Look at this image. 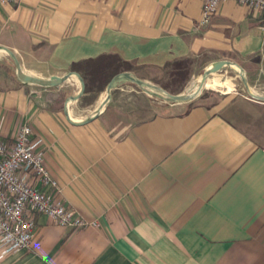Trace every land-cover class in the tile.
I'll use <instances>...</instances> for the list:
<instances>
[{
  "label": "crops",
  "instance_id": "1",
  "mask_svg": "<svg viewBox=\"0 0 264 264\" xmlns=\"http://www.w3.org/2000/svg\"><path fill=\"white\" fill-rule=\"evenodd\" d=\"M202 9V0H18L0 8V46L42 78L118 55L131 74L227 60L258 86L261 14L226 0L201 26ZM6 80L0 69V141L12 144L31 126L59 183L50 195L99 226L64 228L34 214L31 248L0 249V264H264V101L235 97L144 117L113 90L82 125L66 110L86 121L105 92L66 109L81 90L75 76L56 87Z\"/></svg>",
  "mask_w": 264,
  "mask_h": 264
},
{
  "label": "built area",
  "instance_id": "2",
  "mask_svg": "<svg viewBox=\"0 0 264 264\" xmlns=\"http://www.w3.org/2000/svg\"><path fill=\"white\" fill-rule=\"evenodd\" d=\"M223 1L202 0L201 26L211 23ZM235 1L259 12L264 29V0ZM17 2L0 0V8ZM41 144L42 139L33 137L29 125L19 130L12 144L0 141V249L5 253L31 248L36 228L34 214H43L64 228L99 226L50 195L48 190L59 189V183L47 167Z\"/></svg>",
  "mask_w": 264,
  "mask_h": 264
},
{
  "label": "rangeland",
  "instance_id": "3",
  "mask_svg": "<svg viewBox=\"0 0 264 264\" xmlns=\"http://www.w3.org/2000/svg\"><path fill=\"white\" fill-rule=\"evenodd\" d=\"M3 55V57H5V60H1L3 62H0L1 73L5 75L6 79H8L6 80L7 84L11 79L17 81L18 75L13 59L6 52H4ZM204 64L205 63L203 61L202 64L201 62H197L195 66H191L187 87L184 86L182 91L180 92H178L180 89V85L178 81L176 82V79L171 77L169 73L170 70L167 71L166 69H152L146 71H137V73H134L133 75L139 79H142L164 89L170 94H189L188 91L195 85L196 81L208 68L207 66L205 67ZM26 73L38 77L34 73H30L29 71ZM208 80H218L220 82H224L227 86L230 87V89L225 87H204L201 93L194 100L190 102L175 104L167 103L162 99L147 94L141 87L130 81H124L120 83V88H122L123 90L114 89V91L116 94H119L121 101L120 106L125 107L129 110H141L144 112V117H150L154 114L166 111L179 112L184 108L199 102L218 104L229 98H250L251 96L244 85L239 71L235 70V68L224 67L221 71L210 75ZM250 89L253 94L264 97V78L259 81L258 86L255 87L253 85H250ZM63 91L64 92L61 94L63 98L59 99L60 102L64 101V98L70 94L68 90L64 89ZM96 103L94 105H96Z\"/></svg>",
  "mask_w": 264,
  "mask_h": 264
},
{
  "label": "water",
  "instance_id": "4",
  "mask_svg": "<svg viewBox=\"0 0 264 264\" xmlns=\"http://www.w3.org/2000/svg\"><path fill=\"white\" fill-rule=\"evenodd\" d=\"M0 50L6 52L13 59L15 67H16V72H17L18 78L23 83L39 85V86H44V87H56V86L63 85L71 77L75 76L81 83V90L77 95L70 97L66 101V105H65L66 109H68L70 102L77 101L84 95L85 89H86L85 82L79 73L70 72V73H68L62 77H51V78H42V77L32 76L31 74H28L24 71L20 61L18 60L17 56L15 55V53L13 51H11L10 49H8L6 47H1V46H0ZM234 66L239 68L240 76L244 82V85H245L248 93L251 95V97H253L254 99H256L258 101H264V97L255 95L251 92L250 86L246 80L243 69L240 66H238V65H236L230 61L224 60V61H219V62L214 63L213 65L209 66L205 70V72L203 73L202 78H201V83H200L199 89L193 94H185V93L176 94V95L170 94L169 92L165 91L164 89H162V88H160L154 84H151L147 81L139 79L129 72H123V73L116 75L110 81V83L108 84V86L106 88L105 99L101 103L100 107H98L96 109L94 114L89 119H87L86 121H82V122L78 123L70 117L68 110H66V114H67V116H68V118L72 124H82L83 125V124H87V123L91 122L94 118H96L102 112L104 107L110 101V99L112 97L113 90L116 87H118V85L120 83H122L124 81H130V82L136 84L137 86L141 87L147 94H149L151 96H155L159 99H162L167 103L175 104V103L190 102V101L194 100L201 93V91L203 90L205 83L209 79L210 75L221 71L224 67L234 68ZM153 90H161L166 94V96L160 95L159 93H156Z\"/></svg>",
  "mask_w": 264,
  "mask_h": 264
},
{
  "label": "trees",
  "instance_id": "5",
  "mask_svg": "<svg viewBox=\"0 0 264 264\" xmlns=\"http://www.w3.org/2000/svg\"><path fill=\"white\" fill-rule=\"evenodd\" d=\"M191 64L192 62L188 60L175 61L171 64L172 69L169 73L180 85L178 92L182 91L189 80ZM132 69L133 65L125 62L118 55H105L74 63L71 70L82 76L86 87L84 96L81 98L82 105H92L106 91L108 84L116 75L130 72Z\"/></svg>",
  "mask_w": 264,
  "mask_h": 264
},
{
  "label": "bare ground",
  "instance_id": "6",
  "mask_svg": "<svg viewBox=\"0 0 264 264\" xmlns=\"http://www.w3.org/2000/svg\"><path fill=\"white\" fill-rule=\"evenodd\" d=\"M234 68L237 71H240L238 67L234 66ZM201 78H202V76L196 81L195 85L188 91L189 94H193L199 89V86L201 83ZM204 87H210V88L225 87V88L230 89V87L227 86L224 82H220L218 80H213V81L207 80ZM153 91L156 93H159L160 95L166 96V94L161 90H153ZM105 97H106V93L102 95V98H101V101L99 102L98 107H100V105L103 102V100L105 99Z\"/></svg>",
  "mask_w": 264,
  "mask_h": 264
}]
</instances>
